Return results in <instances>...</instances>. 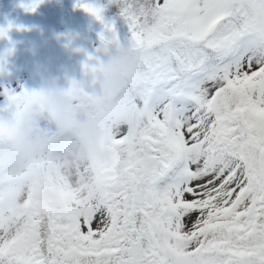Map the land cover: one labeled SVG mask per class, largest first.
<instances>
[{"label": "snow or ice", "instance_id": "1", "mask_svg": "<svg viewBox=\"0 0 264 264\" xmlns=\"http://www.w3.org/2000/svg\"><path fill=\"white\" fill-rule=\"evenodd\" d=\"M109 3L138 52L137 83L97 89L99 53L120 39L102 7L77 0L104 31L98 55L83 64L87 82L70 80L66 91L71 127L113 114L135 122L113 138L127 155L123 171L102 205L55 214L29 196L28 227L0 231V264H264V0ZM10 53L0 54V72ZM2 94L0 220L19 196L2 174L9 142L21 124L47 120L40 91ZM137 140L153 169L137 159Z\"/></svg>", "mask_w": 264, "mask_h": 264}, {"label": "clouds", "instance_id": "2", "mask_svg": "<svg viewBox=\"0 0 264 264\" xmlns=\"http://www.w3.org/2000/svg\"><path fill=\"white\" fill-rule=\"evenodd\" d=\"M103 68L94 79L100 89L135 87L139 66L138 52L128 41L110 42L99 53ZM55 76L40 88L42 114L55 130L31 122L18 126L10 149L3 157L2 174L14 181L18 198L11 208L5 205L0 231L9 235L28 227L32 203L41 211L63 214L69 210L102 205L107 200L110 181L123 171L127 155L113 143L122 130L134 132L135 122L113 114L110 122L88 118L78 127L70 122L76 116L75 101ZM137 140V159L151 170L152 154Z\"/></svg>", "mask_w": 264, "mask_h": 264}, {"label": "rangeland", "instance_id": "3", "mask_svg": "<svg viewBox=\"0 0 264 264\" xmlns=\"http://www.w3.org/2000/svg\"><path fill=\"white\" fill-rule=\"evenodd\" d=\"M32 2L0 0V28L8 29L6 36L0 37V54L11 49L5 71L0 72V106L4 103L5 88L39 91L53 76L65 87L73 79L87 82L83 64L89 55H98L96 50L101 45L104 25L77 7V0H41L34 11L26 10L25 6ZM87 2L103 8L104 19L113 22L118 38L125 41L129 31L119 14V6L109 0ZM104 35L110 33L104 32ZM41 124L55 130L47 120Z\"/></svg>", "mask_w": 264, "mask_h": 264}, {"label": "trees", "instance_id": "4", "mask_svg": "<svg viewBox=\"0 0 264 264\" xmlns=\"http://www.w3.org/2000/svg\"><path fill=\"white\" fill-rule=\"evenodd\" d=\"M93 22H95V20H94ZM120 28H122V27H120ZM125 33H126V32H125ZM126 38H127V35H126Z\"/></svg>", "mask_w": 264, "mask_h": 264}]
</instances>
